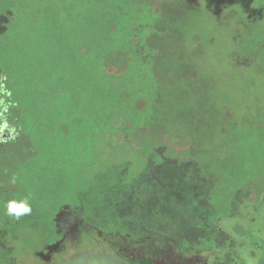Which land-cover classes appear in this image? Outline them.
Returning a JSON list of instances; mask_svg holds the SVG:
<instances>
[{
	"label": "trees",
	"instance_id": "16d2710c",
	"mask_svg": "<svg viewBox=\"0 0 264 264\" xmlns=\"http://www.w3.org/2000/svg\"><path fill=\"white\" fill-rule=\"evenodd\" d=\"M78 1L68 27L41 26L33 10L15 45L0 39V123L14 129L0 132V230L33 251L60 240L70 222L82 238L100 232L150 255L255 264L247 250L233 252L241 242L230 225L252 226L264 202V111L236 118L211 103L189 48L200 42L190 15L197 5ZM197 1L215 7L217 25L230 2ZM13 14L0 12V37ZM249 14L235 15L245 36L244 53L231 54L239 67L264 58V8ZM29 195L30 215L6 214L8 200ZM11 259L0 248V264Z\"/></svg>",
	"mask_w": 264,
	"mask_h": 264
},
{
	"label": "rangeland",
	"instance_id": "374dc122",
	"mask_svg": "<svg viewBox=\"0 0 264 264\" xmlns=\"http://www.w3.org/2000/svg\"><path fill=\"white\" fill-rule=\"evenodd\" d=\"M15 1L17 6L13 7ZM229 1V6L222 8L226 12L220 15L222 22L217 25L213 16L212 18L210 16V10L215 7L211 4V7L206 8L203 2L193 0L197 10L190 15L194 17V31L200 42H194V45L189 44V48H192L195 54L193 57L197 58L206 71L204 77L207 80L203 82L205 90L211 93V98L213 97L211 103L221 101L222 106L227 108L234 117L240 118L260 110L264 111V58L255 60L250 67H239L232 63V53L240 55L244 53L238 40L240 36L241 40L245 38L244 28L239 25L235 15L245 16L250 10L256 14L264 7L260 5L259 0ZM189 6H183V9ZM5 8L13 11L14 14L6 34L0 39L15 45L18 42L17 39L21 37V32L33 24L34 20L29 16L30 11L35 10L39 13L41 26H49L50 23L57 22L58 25L68 27L70 14H76V10H82L83 6L78 0H0V12ZM178 14L185 17L183 11L179 10ZM39 31V36H44L46 33L44 27H41ZM197 51H200L198 54L201 55H198ZM89 61L87 59L85 64L88 65ZM147 86L149 87V84ZM151 95L146 94V99L148 100ZM173 138L167 135L164 137V142L175 145ZM176 147L179 148V146ZM253 220L252 226L248 222H239L234 226L235 223L231 222V233L241 242L238 244L233 242L232 250L235 254L240 253V249L247 250L255 264H264V202L259 205ZM9 236L5 231L0 232V248L12 256L11 264H152L138 259L132 260L129 256L120 254L121 251L110 245L112 242L82 238L80 234L74 233L63 241L59 249L54 252L51 261L47 262L27 249L20 239ZM34 246H39L37 240L32 241L31 247Z\"/></svg>",
	"mask_w": 264,
	"mask_h": 264
},
{
	"label": "flooded vegetation",
	"instance_id": "af4514ba",
	"mask_svg": "<svg viewBox=\"0 0 264 264\" xmlns=\"http://www.w3.org/2000/svg\"><path fill=\"white\" fill-rule=\"evenodd\" d=\"M2 86H3V83H2V78L0 74V91H1ZM4 136L5 135L3 134L0 135V139H3ZM61 215L62 214H60V216ZM78 226L79 224L77 223H72V224H70V222L67 223L65 225L67 232L62 234V237L60 240H58L56 243H53V244L44 245L39 249H34L32 252L36 253L39 258L45 259L47 262L51 261L54 252H56L59 249L63 241L66 240V238L69 236V233H74L75 235L80 234V232L78 231ZM4 231L0 230V232L2 233ZM97 236L99 239L103 240L104 242H109V243L112 242V244H110L112 247L121 251L120 254L127 256V257L129 256L132 260L138 259L140 261H146L152 264H207L202 258L198 256H194V257L193 256H183L179 254H168L164 252L161 254H157V255H150L149 248L147 246H144V247L133 246L131 243L127 242L125 239L120 238V237L118 239L108 240L100 232L97 233ZM113 261L114 263H116L114 259Z\"/></svg>",
	"mask_w": 264,
	"mask_h": 264
},
{
	"label": "clouds",
	"instance_id": "9594fccd",
	"mask_svg": "<svg viewBox=\"0 0 264 264\" xmlns=\"http://www.w3.org/2000/svg\"><path fill=\"white\" fill-rule=\"evenodd\" d=\"M11 95L10 92L7 93ZM7 109H5L6 111ZM7 130L10 134L14 131V129L10 128L7 121H3L0 123V132ZM15 183V179L12 180ZM31 196H26L20 199H10L7 201L5 205V211L8 216L15 217L17 219L30 215L32 212V205L30 203Z\"/></svg>",
	"mask_w": 264,
	"mask_h": 264
},
{
	"label": "water",
	"instance_id": "95a60500",
	"mask_svg": "<svg viewBox=\"0 0 264 264\" xmlns=\"http://www.w3.org/2000/svg\"><path fill=\"white\" fill-rule=\"evenodd\" d=\"M54 246H56V245H54Z\"/></svg>",
	"mask_w": 264,
	"mask_h": 264
}]
</instances>
